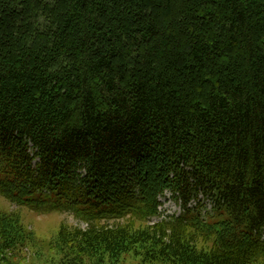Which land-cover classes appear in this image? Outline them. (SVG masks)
Segmentation results:
<instances>
[{
	"label": "trees",
	"instance_id": "16d2710c",
	"mask_svg": "<svg viewBox=\"0 0 264 264\" xmlns=\"http://www.w3.org/2000/svg\"><path fill=\"white\" fill-rule=\"evenodd\" d=\"M0 197L84 223L0 264H264V0H0Z\"/></svg>",
	"mask_w": 264,
	"mask_h": 264
},
{
	"label": "rangeland",
	"instance_id": "374dc122",
	"mask_svg": "<svg viewBox=\"0 0 264 264\" xmlns=\"http://www.w3.org/2000/svg\"><path fill=\"white\" fill-rule=\"evenodd\" d=\"M170 193L166 192V196H161V217L170 215L173 212H179V206L175 203L172 198H169ZM202 196V195H200ZM204 202L208 208L209 199L204 198ZM0 208L6 211L17 210L26 227L35 231L38 238L42 240H48L51 238L60 227L61 223L67 224L73 227H84V223L79 221L72 212L69 211H51V212H40L30 210L28 208H19L15 204L9 203L0 197Z\"/></svg>",
	"mask_w": 264,
	"mask_h": 264
}]
</instances>
